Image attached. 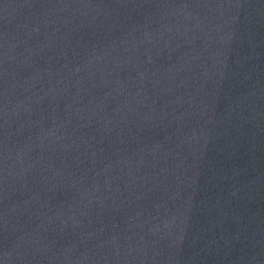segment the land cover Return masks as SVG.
<instances>
[{"label":"water","instance_id":"95a60500","mask_svg":"<svg viewBox=\"0 0 264 264\" xmlns=\"http://www.w3.org/2000/svg\"><path fill=\"white\" fill-rule=\"evenodd\" d=\"M0 264H264V0H0Z\"/></svg>","mask_w":264,"mask_h":264}]
</instances>
